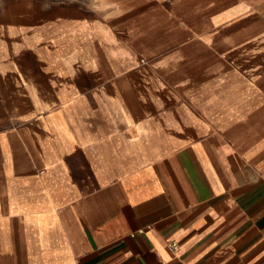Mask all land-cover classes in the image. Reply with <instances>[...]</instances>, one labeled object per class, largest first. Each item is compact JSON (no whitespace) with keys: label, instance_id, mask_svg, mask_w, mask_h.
I'll return each mask as SVG.
<instances>
[{"label":"crops","instance_id":"1","mask_svg":"<svg viewBox=\"0 0 264 264\" xmlns=\"http://www.w3.org/2000/svg\"><path fill=\"white\" fill-rule=\"evenodd\" d=\"M0 264H264V0H0Z\"/></svg>","mask_w":264,"mask_h":264},{"label":"built area","instance_id":"2","mask_svg":"<svg viewBox=\"0 0 264 264\" xmlns=\"http://www.w3.org/2000/svg\"><path fill=\"white\" fill-rule=\"evenodd\" d=\"M171 247H172L174 250H177V249H178V244H177V243H173Z\"/></svg>","mask_w":264,"mask_h":264}]
</instances>
